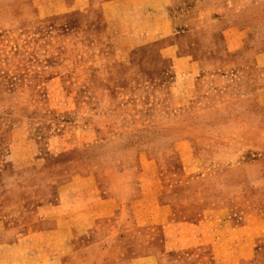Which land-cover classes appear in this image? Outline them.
<instances>
[{"label": "rangeland", "instance_id": "rangeland-1", "mask_svg": "<svg viewBox=\"0 0 264 264\" xmlns=\"http://www.w3.org/2000/svg\"><path fill=\"white\" fill-rule=\"evenodd\" d=\"M57 2L0 0V264H264V0L234 54L203 0L151 45Z\"/></svg>", "mask_w": 264, "mask_h": 264}, {"label": "crops", "instance_id": "crops-1", "mask_svg": "<svg viewBox=\"0 0 264 264\" xmlns=\"http://www.w3.org/2000/svg\"><path fill=\"white\" fill-rule=\"evenodd\" d=\"M61 11L74 10L75 12H92L98 14L106 24L107 32L113 38L114 28H122L124 22H136L135 28L127 26V44L135 45H151L165 39V34H171L175 39L177 35L186 34L187 30L173 32L175 29V19L171 15V6L173 0H58ZM211 1L203 0V9L205 12H212L211 19L202 22L204 27L217 28L219 33L227 36V45L230 46V52L237 53L243 45L242 37L237 40L231 33H241V29H249L251 24L244 26L239 22H229V13L231 12H247L242 8L244 4H239V1L234 0L232 3L228 0H219L217 5H212ZM239 6V8H238ZM246 7V6H245ZM112 21L116 22L115 25ZM140 22L144 25L140 26ZM177 23V22H176ZM230 23V24H229ZM205 24V25H204ZM254 24H252L253 27ZM177 26H179L177 24ZM193 25L188 28H192ZM189 30V29H188ZM190 32V31H189ZM239 33V34H240ZM236 35V34H235ZM232 36V37H231ZM117 39V38H115ZM118 40V39H117ZM117 40L115 41L117 43ZM119 41V40H118ZM222 45L225 44V39L221 40ZM172 46L185 44L184 41L175 40ZM263 57V56H262ZM260 58V57H259ZM225 60V59H224ZM187 73V72H186ZM187 75H191L187 73ZM264 92V89L261 90Z\"/></svg>", "mask_w": 264, "mask_h": 264}]
</instances>
